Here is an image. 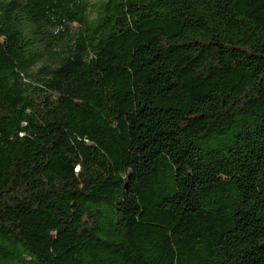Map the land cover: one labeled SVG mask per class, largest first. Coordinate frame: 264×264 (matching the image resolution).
Masks as SVG:
<instances>
[{
    "label": "trees",
    "instance_id": "obj_1",
    "mask_svg": "<svg viewBox=\"0 0 264 264\" xmlns=\"http://www.w3.org/2000/svg\"><path fill=\"white\" fill-rule=\"evenodd\" d=\"M0 0V264H264V0Z\"/></svg>",
    "mask_w": 264,
    "mask_h": 264
},
{
    "label": "rangeland",
    "instance_id": "obj_2",
    "mask_svg": "<svg viewBox=\"0 0 264 264\" xmlns=\"http://www.w3.org/2000/svg\"><path fill=\"white\" fill-rule=\"evenodd\" d=\"M103 1L104 0H92L90 8V14L92 17H96L97 11L99 10Z\"/></svg>",
    "mask_w": 264,
    "mask_h": 264
},
{
    "label": "water",
    "instance_id": "obj_3",
    "mask_svg": "<svg viewBox=\"0 0 264 264\" xmlns=\"http://www.w3.org/2000/svg\"><path fill=\"white\" fill-rule=\"evenodd\" d=\"M263 248H264V246H263Z\"/></svg>",
    "mask_w": 264,
    "mask_h": 264
}]
</instances>
